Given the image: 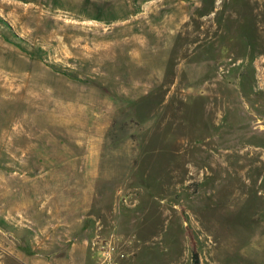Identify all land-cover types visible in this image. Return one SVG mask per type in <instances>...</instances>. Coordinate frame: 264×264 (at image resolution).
I'll return each mask as SVG.
<instances>
[{"label": "rangeland", "instance_id": "obj_1", "mask_svg": "<svg viewBox=\"0 0 264 264\" xmlns=\"http://www.w3.org/2000/svg\"><path fill=\"white\" fill-rule=\"evenodd\" d=\"M151 3L104 24L0 0V171L66 197L0 210L28 254L65 234L0 264H264V0Z\"/></svg>", "mask_w": 264, "mask_h": 264}, {"label": "crops", "instance_id": "obj_2", "mask_svg": "<svg viewBox=\"0 0 264 264\" xmlns=\"http://www.w3.org/2000/svg\"><path fill=\"white\" fill-rule=\"evenodd\" d=\"M54 1L56 8L60 11L69 13L72 17L95 21L100 23L112 24L117 22H124L131 17H137L144 7L150 6L154 0H50ZM192 0H178V4L184 3L174 8L177 10L175 14H169L171 17H189L191 11L185 8V4ZM78 5L87 8L85 12H75L74 9L78 8ZM159 7L164 6L162 3ZM6 64V63H5ZM97 174V171H88L87 174ZM50 171L48 170H4L0 171L1 177H8V181L0 183V210H42L49 211V209H62L61 206L54 203H63L66 201V197L63 191H59V187L55 188V192H49L48 177ZM24 190V192H22ZM26 190V191H25ZM73 200L79 203L77 197H73ZM83 201L92 200L91 196L80 198ZM53 205V206H52ZM34 216V215H33ZM33 219V218H32ZM51 225V227H50ZM35 231L36 235L42 234L44 236V242L42 239H36L38 244L32 245L29 249L30 252L26 253L25 250L15 249L12 244L8 243V239L4 236L0 237V246L5 247L8 251L13 250L17 257H37L44 254H39L38 248L41 252L48 250L49 241H64V222L63 219L46 220V223L40 226V229ZM40 242V243H39ZM13 248V249H12Z\"/></svg>", "mask_w": 264, "mask_h": 264}]
</instances>
